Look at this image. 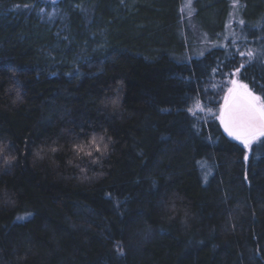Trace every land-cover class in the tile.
I'll return each mask as SVG.
<instances>
[{"label":"trees","instance_id":"trees-1","mask_svg":"<svg viewBox=\"0 0 264 264\" xmlns=\"http://www.w3.org/2000/svg\"><path fill=\"white\" fill-rule=\"evenodd\" d=\"M184 5L0 0V264H264V145L187 111L264 86V0Z\"/></svg>","mask_w":264,"mask_h":264},{"label":"snow or ice","instance_id":"snow-or-ice-1","mask_svg":"<svg viewBox=\"0 0 264 264\" xmlns=\"http://www.w3.org/2000/svg\"><path fill=\"white\" fill-rule=\"evenodd\" d=\"M240 23L243 24L244 22L240 21ZM238 54L241 57L246 55L249 60L254 56L251 50L247 53L238 50ZM244 67L243 63L240 64L235 73H239L240 69ZM235 73L230 75L234 77ZM253 84H255L254 81ZM225 87L227 89L226 94L218 111L214 112L212 107L200 106L199 104L197 105L198 111L193 112L192 108H188L187 111L193 116V119H205V122H207L206 118L210 116L219 120L224 132L232 140L242 145L244 160L247 161L249 158L248 153L252 151L254 144L264 145V139H262L264 138V86H259L257 90L256 87H250L249 83L243 80L230 78L220 85V90L223 91ZM17 99H19V95ZM107 104H111L114 110L119 108V94L116 98L109 99L105 106ZM111 142V137L105 142L104 135L93 134L87 144L83 142L73 144L72 150L77 156L83 154L92 158V162L96 163L100 157L107 154ZM7 148V143L0 142V156L3 157L5 164L10 165L15 157L6 152ZM51 150L55 152L57 149L52 148ZM93 152L98 153L99 156H94ZM36 155L39 156L40 152H37ZM83 170L81 169V171Z\"/></svg>","mask_w":264,"mask_h":264},{"label":"rangeland","instance_id":"rangeland-1","mask_svg":"<svg viewBox=\"0 0 264 264\" xmlns=\"http://www.w3.org/2000/svg\"><path fill=\"white\" fill-rule=\"evenodd\" d=\"M189 2V0H185V5H184V10H185V12L187 13V12H189V6L187 5V3ZM233 20L234 19H231V26H235V24H234V22H233ZM236 26H238V24H236ZM232 43L233 44H236L237 43V41L235 40V39H232ZM236 48H238V46L236 47ZM235 73V72H234ZM236 74V73H235ZM233 78H236V79H238L237 77H236V75L233 77ZM226 94V92L224 93V95ZM224 95H223V97H224ZM223 104V98H222V103H221V105ZM220 105V106H221ZM198 110V109H197ZM263 139V138H262Z\"/></svg>","mask_w":264,"mask_h":264},{"label":"water","instance_id":"water-1","mask_svg":"<svg viewBox=\"0 0 264 264\" xmlns=\"http://www.w3.org/2000/svg\"><path fill=\"white\" fill-rule=\"evenodd\" d=\"M223 128V127H222Z\"/></svg>","mask_w":264,"mask_h":264}]
</instances>
